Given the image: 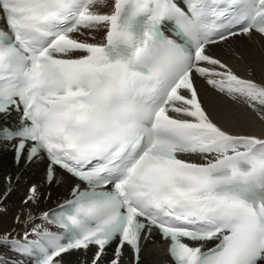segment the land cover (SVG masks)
I'll return each mask as SVG.
<instances>
[{
	"label": "snow or ice",
	"instance_id": "6c2138e0",
	"mask_svg": "<svg viewBox=\"0 0 264 264\" xmlns=\"http://www.w3.org/2000/svg\"><path fill=\"white\" fill-rule=\"evenodd\" d=\"M104 2L0 0V115L20 114L0 139L17 141V162L26 148L28 161L46 156L48 183L59 182V167L85 185L41 214L62 234L36 224L0 244L35 264H61L62 254L94 245L95 264L117 241L110 264H119L125 245L138 259L142 237L157 229L175 264H261L264 138L213 122L192 73L264 106V86L205 51L214 37L236 35L234 26L264 34V0H114L110 13L94 10ZM168 21L182 43L161 30ZM100 29L102 42L73 35ZM37 199L34 185L25 202Z\"/></svg>",
	"mask_w": 264,
	"mask_h": 264
},
{
	"label": "bare ground",
	"instance_id": "6f19581e",
	"mask_svg": "<svg viewBox=\"0 0 264 264\" xmlns=\"http://www.w3.org/2000/svg\"><path fill=\"white\" fill-rule=\"evenodd\" d=\"M114 0H105L97 4L95 11L108 13ZM104 29L86 30L83 37L92 40L102 36ZM209 53L227 65L233 73L242 79L252 80L264 86V37L251 32L230 37L221 43L209 47ZM219 71L218 66H212ZM198 96L210 118L232 134L255 135L264 138V106L256 103L253 108L244 98L232 99L224 93L208 87L203 80H197ZM46 162L34 160L27 164L24 158L17 162L14 151L6 145H0V236L11 233L12 238L21 239L25 231L36 224L44 225L41 214L65 199L76 180L56 170V180L46 181ZM35 184L38 199L27 201L31 186ZM31 214L34 221L26 222ZM19 217V219H17ZM153 241L143 242L140 257L135 263L131 250L124 246L119 264H170L166 245L159 237L151 234ZM31 237V236H29ZM6 245L0 244V263L7 264ZM97 249L91 246L87 250H72L62 254L61 264H94ZM111 255H102L108 260ZM60 259V258H56ZM264 264V261L261 262Z\"/></svg>",
	"mask_w": 264,
	"mask_h": 264
}]
</instances>
